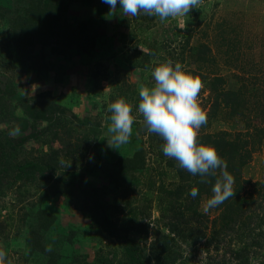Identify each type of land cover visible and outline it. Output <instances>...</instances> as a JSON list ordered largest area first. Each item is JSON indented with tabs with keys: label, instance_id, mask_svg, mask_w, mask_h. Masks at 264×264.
Returning <instances> with one entry per match:
<instances>
[{
	"label": "rangeland",
	"instance_id": "1",
	"mask_svg": "<svg viewBox=\"0 0 264 264\" xmlns=\"http://www.w3.org/2000/svg\"><path fill=\"white\" fill-rule=\"evenodd\" d=\"M84 1L52 0L51 2L55 5L52 17L54 16L59 24L66 22L72 25L93 17L94 5L91 4L89 7L86 4L87 7L82 4ZM0 5L11 6L12 1L0 0ZM99 8V13L101 12L99 16L104 22L97 20L96 23H105L108 25L107 30L100 26L96 30L97 46L89 52L80 54L81 56L73 54L67 57L66 53L56 54L55 50L49 47L40 48L39 46L25 49L22 53L12 52L13 48H0V94L5 91V85L11 86L13 93L10 95L11 101H8V105L16 106L15 115L18 118L15 119L11 115L7 121L0 123V130L8 131V137L19 136H12L9 133L19 125L21 109L31 104H34L33 107H39L41 103L36 101L43 97L39 94L47 91L51 94L50 100L54 99L58 104L65 105L71 112L67 113L74 114L76 117L72 119L74 125L78 126L79 121L84 118H88L91 125L100 123L98 140L101 148L94 150L90 144V148L81 149L78 156L71 159H59V167L54 174H51V179L43 180L38 186L18 190L15 185L12 188L0 189V226L3 225L0 233V247L7 251L8 259L12 261V264H44L45 262L43 256L27 254L24 242L34 212L38 208L47 209L55 216L52 227L44 233V239L48 243V252L59 254L62 257V260H59L62 264H70L71 256H78L81 259L75 264H102L99 258L111 255L114 256L111 264H121L119 250L113 241L98 234L94 224L76 209L75 201L71 199L74 195L71 194V198L64 197V190L55 184V177L61 171L86 169L85 167L91 168L94 165V170H85L84 184L80 188L81 197L93 198L95 202L102 203L107 213H112L119 222L128 217L133 222L149 223L152 229L164 230L161 227V220L167 218L164 219L162 215L171 212L170 206L173 205V210L182 211L183 202L175 201L171 195L168 196V193L175 188L173 184L177 182V176L175 169L169 167L167 163L174 165L177 163L164 156L161 145L156 141L150 144L149 138L153 134L147 132L142 117L137 112L139 83L143 82L151 86L153 83L151 71L156 60L171 59L186 65L187 68H193L194 65L190 60L196 53V46L198 43H206L212 50L211 55L213 54L216 59V65L211 64L207 67L208 72L223 76L227 80L226 87L235 89L239 82L235 76L239 73L235 67L223 63V60L227 58L218 57V52L222 54L221 48L218 46L216 49L214 43V38L218 35L216 29L218 22L225 21L227 26L234 28L232 35L239 38L237 46L233 45L235 48L233 54L238 58L239 66L247 70V73H244L245 76L253 81L264 73V0H204L198 10H193L186 17L165 22H161L158 17L144 14L136 17L124 16L119 4H117V12L116 9L109 12V5L102 0L99 1ZM8 20L11 19L7 17L4 21H0V38L6 34L10 23ZM114 25L116 27H113ZM224 30L228 32L227 29ZM110 36L116 39L113 37L110 41ZM187 39L189 43L186 45ZM182 44L185 47L184 50H182ZM188 47H192L193 50L189 51ZM226 49L229 48L223 47V50ZM34 61L36 65L44 64L46 71L35 73L34 70H30L29 64ZM100 62L109 63V66L105 73L100 72L98 78L90 82V72L95 69L94 64ZM249 80L245 82V85L251 89L252 84L255 83L248 82ZM202 83L204 87L200 92L199 102L203 110L207 112L210 103L209 94L204 81ZM119 97H124L133 106L132 114L135 120L129 141L115 149L109 146L107 141L110 140L107 130L110 124L108 119L110 113L107 108ZM210 122L206 129L209 132L219 129L236 132L243 128L239 120ZM12 124L13 128L9 126ZM81 127L85 126L81 125ZM39 129L43 130L41 127ZM30 133L31 129L28 127L21 134L28 137ZM44 143L45 141L40 144L38 140L28 137L21 148L24 155L36 159L41 157L42 150L43 152L47 150ZM139 146H142L145 152L146 168L140 173L131 175L124 181L128 185L116 192L112 184H109V178L104 176V172L111 167L117 155L130 156ZM241 177L251 183L264 178V142L243 168ZM243 186L248 192L252 190L248 184ZM126 204H130L131 210L146 207L144 212L147 216L142 217L138 214L128 216L130 212ZM204 205L205 201L201 202L198 211L208 218L203 225V232L207 237L211 233V221L217 212L213 208L205 212ZM189 224L194 225L195 222L191 220ZM260 227L264 226L260 225ZM242 237V235H239V238L233 237L229 248L233 251L241 248L244 245ZM151 240L153 237L150 235L146 246ZM181 245L185 264H205L208 260L207 256L212 257L214 263L215 261L224 262L229 257L224 246L216 254L211 251L205 252L203 249L205 239H201L192 247ZM247 254L248 264H264V250L251 249ZM237 263V261L232 262V264ZM224 264L229 262L226 261Z\"/></svg>",
	"mask_w": 264,
	"mask_h": 264
},
{
	"label": "trees",
	"instance_id": "2",
	"mask_svg": "<svg viewBox=\"0 0 264 264\" xmlns=\"http://www.w3.org/2000/svg\"><path fill=\"white\" fill-rule=\"evenodd\" d=\"M10 1H12L11 6L0 5V21H4L7 17L11 19L8 20L10 23L6 34L0 38V48H13L12 52L22 53L25 49L39 46L40 48L49 47V49L55 50L56 54L66 53L67 57L73 54L81 56L80 54L89 52L97 46L96 30L101 26L106 31L108 27L105 23H96L97 20L104 22L99 16L101 13H99L100 0H85L82 4H87L89 7L91 4L94 5L95 17L91 16L75 25L56 22L55 17H52L55 7L52 0ZM12 6L13 10H11ZM217 25L218 35L215 36L214 43L216 44L215 48L218 49L219 46L222 53L218 52V57H226L227 60H223V63L236 68L239 73L238 76H235L239 81L237 82L238 86L235 89H229L226 87V78L208 72L207 67L211 64L216 65V59L213 54L211 55L212 50L206 43H198L195 49L196 53L190 60L194 67L188 68L193 74L199 76L202 82L204 81L210 101L206 112L207 123L202 126V132L199 133L198 139L200 142L211 144L216 148L220 157L227 162V170L235 180L234 196L213 207L217 214L211 221L212 229L207 237L203 232V225L208 218L198 211V206L211 197L214 179L212 183L199 184L197 183L198 176H192L187 171L178 168L177 165L168 162L167 165L175 169L177 176V182L173 184L175 188L168 193V196L171 195L175 201H182L183 209L182 211L173 210V205H171L169 208L171 212L162 215L164 219L165 217L167 219L161 220V227L164 230H160L159 228L152 229L149 227V223L133 222L128 217L119 222L112 213H107L102 203L95 202L93 198L81 197L80 188L84 184L85 170H94V165L91 168L85 167L86 169L61 171L55 177V184L64 190L63 196L71 198L70 195L73 194L74 198L71 199L75 201L76 209L81 212L84 218L94 224L98 229V234L113 241L119 250L121 264H185L186 260L184 261L182 256L181 244L192 247L201 239H205L203 248L205 252L211 251L216 254L224 246L229 253V257L219 263L217 261L214 263L213 258L207 256L208 260L205 264H224L226 261L229 264L234 261H237V264H248V250H264V227H260V225L264 226V210L262 211L264 178L251 183L241 177L243 168L264 142V73L254 78L253 81L245 76L244 73H247V70L239 66L238 58L233 54L234 46L235 44L237 46L239 39L236 35H232L234 28L227 26L225 21L218 22ZM224 29H227L228 32ZM113 35L115 36V34ZM113 37L110 36V41L113 40ZM231 39L232 41H230ZM185 43L186 45L189 43L188 39ZM181 47L184 50L183 44ZM223 47L229 49L223 50ZM191 49L193 50L192 47H188L189 51ZM112 54H115L114 51ZM108 66L109 63H95V69L90 72V82L97 79L100 72L105 73ZM29 69L34 70L35 73H41L42 70L46 71V66L42 63L36 65L34 61L29 64ZM247 80L255 83L252 84L251 89L245 85ZM4 89L3 94H0V123L7 121L11 115L18 119L15 115L16 106L8 105L13 89L9 85H5ZM50 95L49 91L42 92L39 96L43 97L36 101L41 103L39 107H33L34 104H31L21 109L18 123L20 135L17 138L8 137V131L0 130V189L3 187L12 188L15 185L18 190L24 187L38 186L43 180L51 179V174H54L56 168L59 167V159H71L78 156L79 151L83 148H90V144L94 150L101 148V143L98 140L100 123L91 125L90 120L84 118L79 121L78 126L74 125L72 121L75 117L74 114H68L67 112H71L66 109L65 105L58 104L54 99L50 100ZM218 120H239L242 122L243 128L236 132L220 129L212 132L206 131L210 121ZM81 125L85 127L82 128ZM9 126L13 128V124ZM28 127L31 129L28 137L38 140L40 144L45 141L47 150L45 152L42 150L40 158H29L24 155L21 148L28 138L21 133ZM40 127L43 129L42 131L39 129ZM149 141L150 144L154 141L159 145L163 143L162 139L155 134L150 136ZM145 163L144 149L139 146L130 156L117 155L113 159L111 167L105 170L104 176L109 178V184H112L117 192L128 185L124 181L131 175L144 171ZM244 184L250 185L252 190L246 191ZM193 187L199 189V194L195 198L190 195V190ZM126 207L130 212L128 216H136L135 214L142 215V217L147 216L144 212L146 207L134 210L130 209V204H126ZM24 216L26 215L24 214ZM33 216L24 240L27 254L43 256L44 264H62L60 262L62 257L59 254L48 252V243L44 239V233L52 227L55 216L44 208H38ZM191 220L195 222L194 225L189 224ZM259 220L261 222H258ZM2 227L3 225L0 226V233ZM70 234H73L72 231ZM236 234L243 236L244 245L233 251L229 246L233 237L239 238V235ZM150 235L153 240L146 246ZM113 257V255L104 258L102 256L99 261L102 264H111ZM80 260L78 256H71L70 264H75Z\"/></svg>",
	"mask_w": 264,
	"mask_h": 264
},
{
	"label": "clouds",
	"instance_id": "3",
	"mask_svg": "<svg viewBox=\"0 0 264 264\" xmlns=\"http://www.w3.org/2000/svg\"><path fill=\"white\" fill-rule=\"evenodd\" d=\"M109 5V12L117 9V4L124 16L158 17L161 22L184 18L193 10H198L204 0H102ZM184 27V25H181ZM151 71V86L141 82L138 86L137 112L150 134H155L163 141L164 156L173 159L177 167L192 176H198L199 184L212 183V195L204 205V211L218 206L234 196L233 175L227 170V162L220 157L216 148L199 141V131L207 123V114L199 102V95L204 87L199 76L193 74L186 65L167 60H156ZM109 146L118 149L126 144L133 132V106L124 97L117 98L108 105ZM20 135L17 125L10 133ZM199 189L193 187L190 195L195 198ZM0 264H12L7 251L0 247Z\"/></svg>",
	"mask_w": 264,
	"mask_h": 264
}]
</instances>
